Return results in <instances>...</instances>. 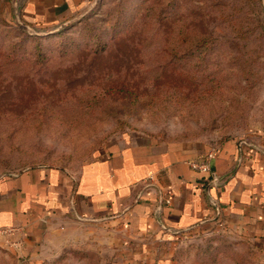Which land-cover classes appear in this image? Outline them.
Here are the masks:
<instances>
[{
	"label": "rangeland",
	"instance_id": "obj_1",
	"mask_svg": "<svg viewBox=\"0 0 264 264\" xmlns=\"http://www.w3.org/2000/svg\"><path fill=\"white\" fill-rule=\"evenodd\" d=\"M11 11L0 0V177L77 171L125 130L211 142L264 131V0H86L48 31L14 26ZM11 241L0 236V264H25ZM174 257L258 264L216 230L189 233ZM44 259L115 264L78 246Z\"/></svg>",
	"mask_w": 264,
	"mask_h": 264
},
{
	"label": "crops",
	"instance_id": "obj_2",
	"mask_svg": "<svg viewBox=\"0 0 264 264\" xmlns=\"http://www.w3.org/2000/svg\"><path fill=\"white\" fill-rule=\"evenodd\" d=\"M85 1L6 3L20 2L10 12L18 26L48 31ZM211 149L218 184L187 164ZM13 225L25 264L76 246L115 264H173L183 237L214 230L264 264V131L211 142L125 130L77 171L38 166L0 177V227Z\"/></svg>",
	"mask_w": 264,
	"mask_h": 264
},
{
	"label": "built area",
	"instance_id": "obj_3",
	"mask_svg": "<svg viewBox=\"0 0 264 264\" xmlns=\"http://www.w3.org/2000/svg\"><path fill=\"white\" fill-rule=\"evenodd\" d=\"M17 3V2H16ZM20 2L15 6L16 10L19 8ZM214 157V150L211 149L207 153L200 155L196 159L189 160L187 164L189 167L193 170L208 173L209 174V180L214 184H218L220 182L218 174L211 168L210 161ZM152 181V176H147L144 179V183H150ZM160 198V197H159ZM213 207L216 210L217 213H219L218 207L216 203H213ZM223 225L222 221H218V226L221 228ZM19 231V227L13 225V226H2L0 227V236H11L14 232ZM8 239V238H7ZM11 246L18 249L19 247V241H11Z\"/></svg>",
	"mask_w": 264,
	"mask_h": 264
},
{
	"label": "trees",
	"instance_id": "obj_4",
	"mask_svg": "<svg viewBox=\"0 0 264 264\" xmlns=\"http://www.w3.org/2000/svg\"><path fill=\"white\" fill-rule=\"evenodd\" d=\"M6 2H7V0H5ZM10 20V19H9ZM11 21V20H10ZM12 24L14 25V26H18L17 24H15L14 22H12Z\"/></svg>",
	"mask_w": 264,
	"mask_h": 264
},
{
	"label": "water",
	"instance_id": "obj_5",
	"mask_svg": "<svg viewBox=\"0 0 264 264\" xmlns=\"http://www.w3.org/2000/svg\"><path fill=\"white\" fill-rule=\"evenodd\" d=\"M17 11V10H16Z\"/></svg>",
	"mask_w": 264,
	"mask_h": 264
}]
</instances>
